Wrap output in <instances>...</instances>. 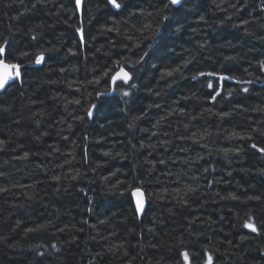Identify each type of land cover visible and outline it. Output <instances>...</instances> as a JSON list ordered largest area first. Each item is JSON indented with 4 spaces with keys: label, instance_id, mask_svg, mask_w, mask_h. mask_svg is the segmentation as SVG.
I'll use <instances>...</instances> for the list:
<instances>
[{
    "label": "trees",
    "instance_id": "trees-1",
    "mask_svg": "<svg viewBox=\"0 0 264 264\" xmlns=\"http://www.w3.org/2000/svg\"><path fill=\"white\" fill-rule=\"evenodd\" d=\"M119 2L0 0V264H264V0Z\"/></svg>",
    "mask_w": 264,
    "mask_h": 264
},
{
    "label": "snow or ice",
    "instance_id": "snow-or-ice-1",
    "mask_svg": "<svg viewBox=\"0 0 264 264\" xmlns=\"http://www.w3.org/2000/svg\"><path fill=\"white\" fill-rule=\"evenodd\" d=\"M82 3V0H76V4L77 7H80ZM107 3L109 5H111L113 8L116 9H120L122 7L121 3L119 2V0H107ZM182 4V0H167V4L165 5L166 7L171 5V6H180ZM165 20H167V16L164 17ZM78 32H81V29H77ZM81 39H83V36H81ZM6 45L5 46H0V56H4L6 55ZM144 55H147V53H144ZM44 60V56L43 54H41L39 57H37L35 63L36 64H40L42 61ZM264 66V65H262ZM20 65L19 64H8L5 62L4 59H0V69H3V75H0V91H6L8 87H12L13 84L10 83V81H15L20 77V71H19ZM11 73H14L11 74ZM171 73H169L170 75ZM105 75L107 76V73H105ZM201 76H214L216 75V73L214 72H209V73H200ZM230 77H226L221 75L219 77V79L225 80V79H229ZM133 79V77L129 74L128 71H125L123 68L120 69L119 73L112 79L113 84L116 83V80H122L124 83H128L129 81H131ZM193 79H195V77H193ZM97 83H99V81L97 80ZM239 83V81H238ZM245 83H250V81H245ZM132 87H135V85H131ZM207 87L209 89L213 88V85L211 82H208ZM243 91L246 93L249 91L248 88H243ZM124 96H129L131 95V93L129 92H124L123 93ZM220 93L216 92L214 96L211 97V99L213 101H215V97L218 96ZM78 103V102H77ZM92 109L95 108V105L91 106ZM87 115L89 117H91L93 115L92 110H88ZM233 135H236L235 133ZM252 148L257 149V151H260L262 153H264V148H258V146L256 144H252ZM27 155V154H26ZM105 155H108V153H105ZM134 196L137 197V202H136V207L137 210L140 211L141 213L144 211V201L142 199L143 197V193L140 191L139 188H136L133 190L132 193ZM235 198V197H233ZM243 227L249 229L251 232L257 233L259 234L260 229L256 226V224L252 221V219L250 218L249 221L245 222V224L243 225ZM29 231H31V229H29ZM244 237H242L243 239ZM184 260L187 262V264H191L190 262V258H189V253L188 252H183L182 253ZM206 264H213V257L209 254L207 256V260H206Z\"/></svg>",
    "mask_w": 264,
    "mask_h": 264
},
{
    "label": "water",
    "instance_id": "water-1",
    "mask_svg": "<svg viewBox=\"0 0 264 264\" xmlns=\"http://www.w3.org/2000/svg\"><path fill=\"white\" fill-rule=\"evenodd\" d=\"M76 1V0H75ZM184 2V0H182V3ZM83 6H84V0H82V3H81V6L80 7H77V4H76V7H77V10H78V13H79V15L81 16L82 15V11H83ZM173 7H179V6H173ZM7 63V62H6ZM9 64V63H8ZM41 64V63H40ZM40 64H36L37 66L38 65H40ZM19 71H20V77L17 79V80H15V81H21V79H22V74H21V67L19 68ZM120 71V70H119ZM119 71L115 74V76L119 73ZM126 71V70H125ZM11 74H13L14 75V73H11ZM0 75H3V69H0ZM114 76V77H115ZM113 77V78H114ZM14 81V82H15ZM119 82H123L122 80H116V83H119ZM10 83H13V81H10ZM115 83V84H116ZM115 84H113V82H112V88H114V86H115ZM5 91H0V94H2V93H4ZM93 111V110H92ZM140 191L143 193V197H142V199H143V201H144V211L141 213L140 211H138L137 210V207H136V202H137V197L136 196H134L133 194H132V199H133V202H134V205H135V209H136V212H137V214H138V216L139 217H142L143 216V214H144V212H145V209H146V198H145V194H144V192L140 189ZM133 193V192H132Z\"/></svg>",
    "mask_w": 264,
    "mask_h": 264
}]
</instances>
